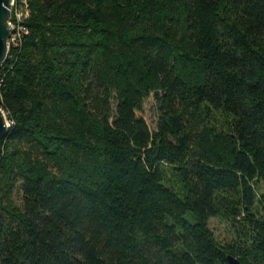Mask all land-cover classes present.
<instances>
[{
  "label": "trees",
  "instance_id": "1",
  "mask_svg": "<svg viewBox=\"0 0 264 264\" xmlns=\"http://www.w3.org/2000/svg\"><path fill=\"white\" fill-rule=\"evenodd\" d=\"M13 15L0 264H264V0H15Z\"/></svg>",
  "mask_w": 264,
  "mask_h": 264
},
{
  "label": "water",
  "instance_id": "2",
  "mask_svg": "<svg viewBox=\"0 0 264 264\" xmlns=\"http://www.w3.org/2000/svg\"><path fill=\"white\" fill-rule=\"evenodd\" d=\"M12 0H0V70L3 68L10 51V39L13 34L11 29L12 21ZM11 125L0 109V139L5 137L10 130ZM228 264H242L237 258L229 255L227 257Z\"/></svg>",
  "mask_w": 264,
  "mask_h": 264
},
{
  "label": "rangeland",
  "instance_id": "3",
  "mask_svg": "<svg viewBox=\"0 0 264 264\" xmlns=\"http://www.w3.org/2000/svg\"><path fill=\"white\" fill-rule=\"evenodd\" d=\"M13 19L14 15L12 14V21L10 23L13 24ZM145 119L147 121V124L150 128L151 132H156L157 131V124L159 120L158 112H157V105L156 101L154 98V95L151 96L150 99H148L145 102ZM7 117V116H6ZM17 203L20 205L21 204V199L20 197L16 198ZM190 219V217H189ZM192 221V220H190ZM210 227L214 231L215 235L220 241H226L229 239V233H230V227L227 223L220 221V220H212L210 222Z\"/></svg>",
  "mask_w": 264,
  "mask_h": 264
},
{
  "label": "built area",
  "instance_id": "4",
  "mask_svg": "<svg viewBox=\"0 0 264 264\" xmlns=\"http://www.w3.org/2000/svg\"><path fill=\"white\" fill-rule=\"evenodd\" d=\"M24 5H26V2L25 1H24ZM23 11L25 12V18H27L28 17V12L25 11L24 9H23ZM12 23L13 24H11V29L13 31V34L11 36V39H10V43L9 44H16L21 39L22 28H15L14 19H13V22Z\"/></svg>",
  "mask_w": 264,
  "mask_h": 264
},
{
  "label": "bare ground",
  "instance_id": "5",
  "mask_svg": "<svg viewBox=\"0 0 264 264\" xmlns=\"http://www.w3.org/2000/svg\"><path fill=\"white\" fill-rule=\"evenodd\" d=\"M14 5H15V0H12V9H14ZM11 44H9L10 46ZM11 125V124H10Z\"/></svg>",
  "mask_w": 264,
  "mask_h": 264
}]
</instances>
